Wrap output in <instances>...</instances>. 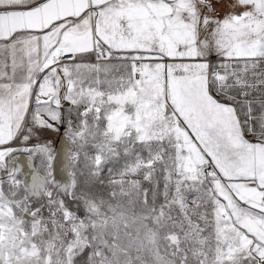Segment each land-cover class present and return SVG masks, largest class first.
Instances as JSON below:
<instances>
[{"label":"snow or ice","instance_id":"obj_1","mask_svg":"<svg viewBox=\"0 0 264 264\" xmlns=\"http://www.w3.org/2000/svg\"><path fill=\"white\" fill-rule=\"evenodd\" d=\"M0 264H264V0H0Z\"/></svg>","mask_w":264,"mask_h":264}]
</instances>
